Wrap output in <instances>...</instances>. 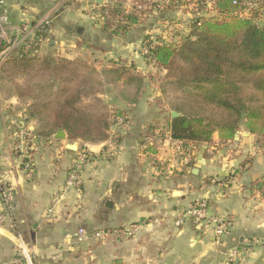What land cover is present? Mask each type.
Instances as JSON below:
<instances>
[{"label":"crops","instance_id":"0c3cea01","mask_svg":"<svg viewBox=\"0 0 264 264\" xmlns=\"http://www.w3.org/2000/svg\"><path fill=\"white\" fill-rule=\"evenodd\" d=\"M117 2L127 10L136 0H1L12 24L34 23L54 8L48 42L40 45L38 57L84 61L104 85L95 98L101 113L120 110L127 117L124 126L110 128L121 135L120 145L111 138L94 144L69 140L63 131L64 139L37 137L29 151L34 174L26 180L15 134L21 128L34 132L36 122L27 118V104L0 94V181L15 196V229L10 223L0 226V264H226L230 249L250 237L264 239V197L249 190L264 178V147L240 127L230 142L221 143L214 134L210 143H188L185 156H178L165 120L171 112L159 89L165 71L142 50L145 41L156 43L153 36L165 40L156 31L171 23L170 12L151 13L127 33L113 35L103 31L98 12ZM119 68L126 74L116 80L112 71ZM127 77L143 84L138 87ZM92 102L87 99L82 106ZM148 131L152 135L146 138ZM150 139L155 148L145 150ZM81 146L90 153L82 185L65 191ZM206 198L208 219L231 222L230 235L221 241L214 238L211 224L188 219L180 227L174 224L182 210ZM130 227L135 228L131 235L115 234ZM79 228L89 239L73 245L66 237ZM94 232L107 234L96 239ZM237 264H264V245Z\"/></svg>","mask_w":264,"mask_h":264},{"label":"trees","instance_id":"16d2710c","mask_svg":"<svg viewBox=\"0 0 264 264\" xmlns=\"http://www.w3.org/2000/svg\"><path fill=\"white\" fill-rule=\"evenodd\" d=\"M193 3L200 10L208 8L210 15L191 19L186 33H178L173 43L155 38V44L145 41L142 46L144 57L165 71L159 89L167 114L180 115L165 119L170 139L187 147L188 143H210L217 134L221 143H227L243 127L264 147V0L185 2ZM149 7V14L162 15L172 10V3L163 9L157 3ZM98 15L103 31L113 35L127 33L144 18L142 12L126 11L121 2L101 7ZM0 16L12 24L1 0ZM51 26L36 32V38L47 40ZM125 74L123 68L112 71L116 80ZM16 77L22 85H14L13 95L28 105L25 114L36 122V138L46 140L63 131L69 140L94 144L111 138L115 145L121 144L119 132L110 133V128H117V119L127 114L101 113L95 98L104 85L84 61L13 53L0 65V80L13 83ZM125 80L138 87L143 84L133 77ZM87 99L92 106H82ZM151 135L148 131L146 138ZM249 190L264 197V178L252 182Z\"/></svg>","mask_w":264,"mask_h":264},{"label":"built area","instance_id":"2783aa9c","mask_svg":"<svg viewBox=\"0 0 264 264\" xmlns=\"http://www.w3.org/2000/svg\"><path fill=\"white\" fill-rule=\"evenodd\" d=\"M171 0H161L158 5V9H163L169 6ZM54 14V8H49L42 15H40L34 23L29 20H22L17 25H12L6 16H0V65L1 63L13 53H18L20 56H33L37 55L42 43L48 42V40H41L36 38V32L43 29H48L52 24V18ZM146 51L143 50V54ZM126 118H118L117 125L124 126ZM15 139L18 140L19 146L17 151L19 152V165L22 167L23 175L26 180H30L34 174V163L31 159L29 151L36 141V136L33 131L27 128H21L16 134ZM152 139L147 140V146H152ZM173 148L178 156L184 157L187 153V147L182 146L180 143L173 142ZM90 159V153L86 146L78 148L77 155L73 161L69 172L67 174L64 190H76L82 185V170ZM14 193L13 189H3L0 181V206L3 211L0 212V226H4L7 223L11 224V227L15 229V224L11 219V213L14 209ZM210 199L206 198L201 201L194 202L186 209L182 210L176 217L174 224L176 227H180L184 224L185 219L190 220L194 224L208 223L213 226V236L216 241H221L228 237L231 233L232 225L230 220L224 217H213L208 219L207 209L209 207ZM52 209H49L47 214H51ZM208 221V222H206ZM135 228L130 227L126 231H115V234H121L122 232L131 235ZM107 233L94 232L92 237L96 239H103ZM67 240L73 245H81L86 243L89 239V233L84 228L77 229L75 235H68ZM264 245V239L250 237L247 238L244 243L234 247L227 251L224 255L226 264H237L244 262L252 250L255 247Z\"/></svg>","mask_w":264,"mask_h":264},{"label":"rangeland","instance_id":"374dc122","mask_svg":"<svg viewBox=\"0 0 264 264\" xmlns=\"http://www.w3.org/2000/svg\"><path fill=\"white\" fill-rule=\"evenodd\" d=\"M132 1V0H131ZM146 0H140L137 2L132 3V5H129L127 7L128 12L135 10V12H142L144 13V20L147 19L150 14L148 11L151 9L150 6H152L154 3L160 4L161 0H148L146 3H144ZM187 0H171L172 3V10H169V15L171 17V23L168 25V27L165 25V28L163 31L158 30L156 33L160 35V37L164 36L165 40L163 42L169 43L174 42L177 39L178 33H186V27L189 25V22L193 18H198L201 16L208 17L210 13L208 12V8L206 9H199L196 4H189L186 5L185 2ZM144 3V4H142ZM152 15H156L155 12H152ZM25 20V19H23ZM22 21V20H21ZM20 22V21H19ZM18 22V23H19ZM18 23H14L12 25H17ZM153 36V41H154ZM150 40V39H149ZM22 85V80L18 79L17 77L13 79V83L10 82L8 79L0 80V94L4 98H8L14 93V85ZM167 107V106H166ZM15 199V196H14ZM15 204V202H14ZM14 211V209H13ZM12 211V213H13ZM11 213V215H12ZM12 219V216H11Z\"/></svg>","mask_w":264,"mask_h":264},{"label":"water","instance_id":"95a60500","mask_svg":"<svg viewBox=\"0 0 264 264\" xmlns=\"http://www.w3.org/2000/svg\"><path fill=\"white\" fill-rule=\"evenodd\" d=\"M179 116H180V115L177 114V113H175V112H171V113H170V117H171V118H177V117H179ZM234 137H237V134H235ZM55 138H56V139H64V138H65V135H64V133H63L62 131H58V132L56 133V135H55ZM68 149H70V150H75V149H74V146H68Z\"/></svg>","mask_w":264,"mask_h":264}]
</instances>
